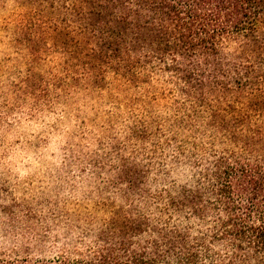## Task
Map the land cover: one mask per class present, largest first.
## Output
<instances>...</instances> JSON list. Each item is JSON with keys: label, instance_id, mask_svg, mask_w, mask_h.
Wrapping results in <instances>:
<instances>
[{"label": "trees", "instance_id": "obj_1", "mask_svg": "<svg viewBox=\"0 0 264 264\" xmlns=\"http://www.w3.org/2000/svg\"><path fill=\"white\" fill-rule=\"evenodd\" d=\"M15 1L19 28L51 43L76 84L111 78L155 103L162 80L179 113L167 144L187 173L152 191L136 166L120 169L121 204L52 222L54 251L0 264H264V0Z\"/></svg>", "mask_w": 264, "mask_h": 264}, {"label": "rangeland", "instance_id": "obj_2", "mask_svg": "<svg viewBox=\"0 0 264 264\" xmlns=\"http://www.w3.org/2000/svg\"><path fill=\"white\" fill-rule=\"evenodd\" d=\"M20 13L15 0H0V260L24 248L34 255L40 244L54 251L52 222L121 204L120 169L136 166L152 191L165 172L187 173L167 144L179 113L162 80L154 79L155 103L150 91L122 93L111 78L103 89L76 84L51 43L28 40ZM144 125L151 133L141 139Z\"/></svg>", "mask_w": 264, "mask_h": 264}]
</instances>
